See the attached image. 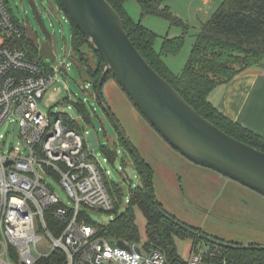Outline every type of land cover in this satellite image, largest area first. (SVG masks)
<instances>
[{"label":"rangeland","instance_id":"obj_1","mask_svg":"<svg viewBox=\"0 0 264 264\" xmlns=\"http://www.w3.org/2000/svg\"><path fill=\"white\" fill-rule=\"evenodd\" d=\"M5 1L28 38L30 31L33 37L37 36L40 44L44 43L45 36L29 0ZM223 1L210 0V3H206L204 0H168L166 5L171 12L188 26L186 33L182 27L173 26L160 17L149 16L145 17V20L142 19V10L136 0L127 1L125 10L133 21L141 23L158 36L154 45L158 53L162 51L163 38L167 34L183 37L182 48L178 54L162 57L168 69L179 75L185 69L201 25L211 18ZM34 2L57 46L56 60L54 62L42 60V62L46 63L47 68L61 71L58 81L38 101V106L44 113L60 114L63 118L72 119L75 122V130L83 136L85 131L96 132L99 146L94 150L93 159L102 171L115 199L117 212H92L89 216L91 224H108L115 219L116 214L125 211L126 201L137 188L141 176L133 165L132 156L120 142L113 124L98 104L94 86L82 82L78 57L72 45L71 22L57 0H34ZM80 50L89 58L88 62L95 66V56L91 48L83 46ZM244 67L243 63L235 65L237 70ZM102 94L105 103L110 107L132 145L136 147L141 157L152 165L155 199L175 218V221L185 223L225 243L264 247L262 195L184 158L147 123L113 79L109 78L104 83ZM78 102L86 104L89 115L78 109L76 105ZM2 134L5 139L0 140L1 153L2 151L9 153L20 146L18 124L8 122L3 127ZM105 148H114L118 152V156L109 163L104 162L107 158ZM125 165L132 167V179L123 173ZM47 183L62 202L66 204L69 202L58 182L47 179ZM115 186L121 189L122 196L117 195ZM135 216L143 239L147 220L138 209L135 210ZM192 244L189 239L176 241V249L182 259H188Z\"/></svg>","mask_w":264,"mask_h":264},{"label":"built area","instance_id":"obj_2","mask_svg":"<svg viewBox=\"0 0 264 264\" xmlns=\"http://www.w3.org/2000/svg\"><path fill=\"white\" fill-rule=\"evenodd\" d=\"M24 35L0 0V140L8 122L18 124L21 140L13 151L0 152V264H168L145 240L125 250L91 224L89 214L114 212L115 199L93 159L95 149L89 151V131L83 136L60 114L40 110L38 101L61 71L30 59L18 45ZM47 179L61 185L67 204ZM185 261L233 264L206 243L192 245Z\"/></svg>","mask_w":264,"mask_h":264},{"label":"trees","instance_id":"obj_3","mask_svg":"<svg viewBox=\"0 0 264 264\" xmlns=\"http://www.w3.org/2000/svg\"><path fill=\"white\" fill-rule=\"evenodd\" d=\"M127 1L129 0H107L124 20L130 39L149 64L201 116L231 137L264 152V139L223 116L208 100L209 95L217 86L232 81L246 70L254 67L264 70V0H224L211 18L201 25L185 69L179 75H175L168 69L162 57L178 54L182 48L183 37L170 40L169 35L165 36L162 51L158 53L154 48L158 36L129 17L125 10ZM136 1L141 7L143 17H160L166 19L173 26L182 27L185 33L188 31V26L175 16L166 5L168 0ZM57 2L63 10L61 1L57 0ZM71 24L73 26L72 45L78 57L79 69L85 70L91 78L96 94L104 72V63L85 36L72 22ZM29 37L25 34L18 45H21V48L28 52L30 59L42 62L36 36ZM83 46L91 48L95 56V66H92L88 62L89 58L81 52L80 48ZM239 55L245 57H238ZM238 63H243L245 67L237 70L235 65ZM109 78L115 81L113 75L109 73L104 83ZM76 105L81 112L89 115L84 102H78ZM142 117L145 119L143 115ZM64 122L75 130V122L72 119L64 118ZM147 123L149 124L148 121ZM119 140L126 148L123 140L120 138ZM134 150L154 192V172L151 166L141 157L136 147H134ZM105 154L110 161L118 156V152L114 148H105ZM126 168L128 166L125 165L124 170ZM115 189L117 195L122 196L121 189L118 186H115ZM156 202L164 213L175 220L159 201L156 200ZM136 209L140 210L147 220L146 233L143 239L136 224ZM116 212L117 208L113 213ZM181 224L188 229H184L161 215L152 203L147 190H141L137 187L132 191L130 203L124 212L116 214L115 219L108 224L94 225L99 236L110 240L113 244L122 242L130 245L145 240L148 246L154 247L165 254L168 264H186V261L178 255L176 249L178 239H189L193 242V245L208 243L194 235L193 232L202 233L200 230L194 229L185 223ZM208 245L210 248L222 252L233 264H264V251L253 249L234 250L214 244Z\"/></svg>","mask_w":264,"mask_h":264},{"label":"water","instance_id":"obj_4","mask_svg":"<svg viewBox=\"0 0 264 264\" xmlns=\"http://www.w3.org/2000/svg\"><path fill=\"white\" fill-rule=\"evenodd\" d=\"M60 1L69 21L85 36L104 63V72L96 92L97 102L132 156L133 165L141 176L137 187L147 190L152 203L161 215L188 229L164 213L157 205L134 146L105 103L102 87L109 73L113 75L127 98L153 129L184 158L195 165L213 170L264 197V152L226 134L188 104L143 57L130 39L124 20L107 0ZM29 2L45 36V42L39 44L40 58L54 62L57 58L54 37L47 29L37 4L34 0ZM178 37L180 36L172 35L169 39ZM79 73L83 83L92 85V80L85 70L80 68ZM88 142L91 144L90 152L99 146L95 131L89 132ZM9 165L10 163L7 164ZM125 174L132 179V167L126 168ZM193 233L208 244L219 247L264 251V247L261 246L234 245L203 233ZM117 246L129 250L122 242H119ZM135 250L139 252V248Z\"/></svg>","mask_w":264,"mask_h":264},{"label":"crops","instance_id":"obj_5","mask_svg":"<svg viewBox=\"0 0 264 264\" xmlns=\"http://www.w3.org/2000/svg\"><path fill=\"white\" fill-rule=\"evenodd\" d=\"M204 1L210 3V0ZM208 100L223 116L264 139L263 69L250 68L232 81L217 86Z\"/></svg>","mask_w":264,"mask_h":264},{"label":"flooded vegetation","instance_id":"obj_6","mask_svg":"<svg viewBox=\"0 0 264 264\" xmlns=\"http://www.w3.org/2000/svg\"><path fill=\"white\" fill-rule=\"evenodd\" d=\"M36 40H37V43L40 44V43H39V40L37 39V36H36Z\"/></svg>","mask_w":264,"mask_h":264}]
</instances>
